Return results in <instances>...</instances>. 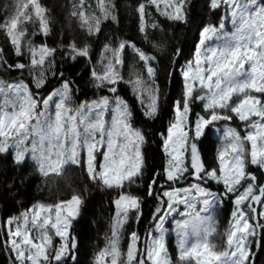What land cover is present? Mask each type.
I'll list each match as a JSON object with an SVG mask.
<instances>
[{"label": "snow or ice", "instance_id": "snow-or-ice-1", "mask_svg": "<svg viewBox=\"0 0 264 264\" xmlns=\"http://www.w3.org/2000/svg\"><path fill=\"white\" fill-rule=\"evenodd\" d=\"M65 11L68 31L52 45L57 19L42 0H16L0 20V188L34 177L50 194L0 216L8 264H80L74 225L89 187L60 196L69 169L115 193L110 234L89 264H254L264 249V0H136L140 43L104 32L119 30V0H72ZM173 26L191 34L186 54ZM69 61L86 71L68 73ZM77 77L92 98H80ZM138 121L161 122L159 169Z\"/></svg>", "mask_w": 264, "mask_h": 264}, {"label": "trees", "instance_id": "trees-1", "mask_svg": "<svg viewBox=\"0 0 264 264\" xmlns=\"http://www.w3.org/2000/svg\"><path fill=\"white\" fill-rule=\"evenodd\" d=\"M16 0H0V20H3L5 14L11 11ZM42 2L52 11L53 15L57 19V24L55 26V34L49 38L48 43L50 45L55 44L59 41V33L63 28L66 33L69 28L70 22L67 20V12L65 8L70 6L72 0H42ZM198 4H202L203 0H196ZM121 6V19L122 22L119 26V30H116L115 26L111 28H105L104 32L106 35H116L122 37H131L140 43L139 34L136 30V16L131 11V6L136 3V0H119ZM201 9L198 7L197 12ZM205 18H207V13H203ZM165 27H168L165 25ZM176 34L175 41L173 43L179 44L181 47L185 48V54L187 53V46L192 43L191 34L188 32L186 27H176L173 26ZM173 28H169L172 31ZM188 39L185 41V36ZM83 39V37H80ZM40 41L37 40V43ZM5 44V40L2 34H0V46ZM59 60V57H58ZM164 63H167V58H164ZM68 73L75 74L77 72H85L86 68L83 62L72 66L69 61L64 65ZM163 76V72L161 73ZM81 86L80 98L83 99L85 96L88 98L93 97V89L87 84V77L80 79L77 77ZM55 83V82H53ZM123 87V86H122ZM178 92V84L173 87V95ZM166 123V120H165ZM137 126H143L149 135V144L146 146V153L148 156V162L150 169H159L163 162V153L159 147V137L155 133L161 129V122L158 121L155 124L148 123L143 125L138 121ZM219 133H216L215 129L212 130V134L209 136V142L205 145L206 151L209 153L213 152L216 145L219 143ZM3 161H0V167L3 166ZM40 184L39 179L30 178L29 182L26 183L24 187L16 189L13 193L5 194L3 189L0 188V216L4 213L14 214L18 211H22L23 207H27L33 203L36 199H44L50 194L48 192H41L37 185ZM60 186L59 195L67 198L71 195L72 190L82 191L84 186L89 187V191L85 193V205L81 213V217L74 225V231L79 242V260L80 264H89L91 255L97 250L98 246L102 247L104 245V238L106 234H110V218L114 214V208L111 205V197L115 193H105L96 189L90 184L87 179L86 174H83L78 169H69L65 175L64 179L58 180ZM14 197V198H13ZM23 206V207H22ZM152 203L151 201L145 206V215L151 211ZM231 206L227 203L225 207L219 211L218 218L227 227V220L229 218ZM135 227V225H133ZM148 228V221L145 219L139 225V231L143 236ZM127 234V230H126ZM170 247L175 244V239L173 235H169ZM255 264H264V249L257 247L255 249ZM0 264H8V254L3 250H0Z\"/></svg>", "mask_w": 264, "mask_h": 264}, {"label": "rangeland", "instance_id": "rangeland-1", "mask_svg": "<svg viewBox=\"0 0 264 264\" xmlns=\"http://www.w3.org/2000/svg\"><path fill=\"white\" fill-rule=\"evenodd\" d=\"M169 235H173V236H174V239H175V234H174V233H171V232H170Z\"/></svg>", "mask_w": 264, "mask_h": 264}, {"label": "water", "instance_id": "water-1", "mask_svg": "<svg viewBox=\"0 0 264 264\" xmlns=\"http://www.w3.org/2000/svg\"><path fill=\"white\" fill-rule=\"evenodd\" d=\"M253 259H254V264H255V261H256V258H255V256H254V258H253Z\"/></svg>", "mask_w": 264, "mask_h": 264}]
</instances>
